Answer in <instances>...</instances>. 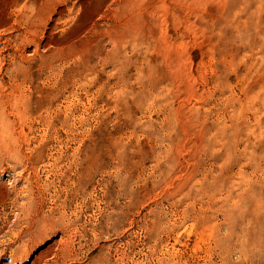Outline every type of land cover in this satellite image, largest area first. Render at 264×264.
<instances>
[{
    "label": "rangeland",
    "instance_id": "374dc122",
    "mask_svg": "<svg viewBox=\"0 0 264 264\" xmlns=\"http://www.w3.org/2000/svg\"><path fill=\"white\" fill-rule=\"evenodd\" d=\"M0 264H264V0H0Z\"/></svg>",
    "mask_w": 264,
    "mask_h": 264
}]
</instances>
